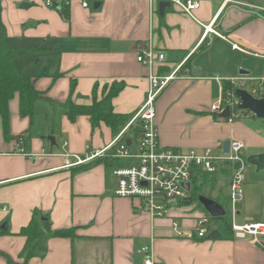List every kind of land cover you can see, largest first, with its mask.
Masks as SVG:
<instances>
[{
	"label": "crops",
	"instance_id": "obj_1",
	"mask_svg": "<svg viewBox=\"0 0 264 264\" xmlns=\"http://www.w3.org/2000/svg\"><path fill=\"white\" fill-rule=\"evenodd\" d=\"M0 1L17 70L56 103L37 101L32 121L21 116L16 94L9 104L10 139L0 117V233L5 232L0 234V264H9L8 259L24 264L21 254L28 239L19 233L35 213L41 226L48 220L53 231L72 229L75 236L40 240L44 253L28 264H143L145 246L162 264H264V237L258 243L210 235L197 239L199 218L209 214L202 204L176 202L168 217L153 219L140 200L116 196L113 170L129 162L99 158L66 168L65 155L101 151L117 134L103 123L93 128L86 116L71 121L61 107L73 81V100L85 105L92 103L96 87L101 96L105 85L118 82L124 89L113 101L115 112L132 117L145 102L151 73L137 57L150 47L166 57L158 73H171L184 63L156 102L162 147L210 148L220 156L226 141H239L247 159L264 154V119L245 111L249 118L229 123L210 111L225 81L237 89L247 86L249 92L264 79V0H199L192 16L173 0H98L87 8L82 0H66L69 23L57 10L63 1L54 7L44 0ZM161 2L171 4L163 15ZM23 3L34 5L20 8ZM209 26L214 32L206 34ZM19 137L25 139L27 155L19 153ZM232 177V169L223 163L215 174L197 172L193 186L202 185V196L227 211ZM244 177L238 221L264 224V171L249 164ZM174 221L185 238L177 237Z\"/></svg>",
	"mask_w": 264,
	"mask_h": 264
},
{
	"label": "built area",
	"instance_id": "obj_2",
	"mask_svg": "<svg viewBox=\"0 0 264 264\" xmlns=\"http://www.w3.org/2000/svg\"><path fill=\"white\" fill-rule=\"evenodd\" d=\"M57 1L45 0L48 7H54ZM98 1V0H95ZM186 14L191 15L200 7L199 0H173ZM84 8L88 7V0H82ZM209 31L214 32L209 26ZM241 50L237 45L233 46ZM137 60L151 70L149 75V90L144 104L130 118L126 126L116 135L114 140L103 150L89 152L86 156L65 155L66 168H77L89 164L96 159L106 158L116 161H129L127 166L114 168L113 174L117 179L115 194L121 198L137 199L141 201L142 210L153 219H162L169 216V206L176 202L188 200L193 192V178L197 172L215 174L221 164H227L233 171L230 185L229 209L226 215L231 222V230L236 239L251 238L258 243L264 237V224L238 221V204L244 197V163L240 169H235L238 162H243L240 153L245 145L239 141L231 142L229 154L217 155L212 149H175L162 147L159 142V133L155 124L156 102L162 92L178 78L183 70L184 63L173 72L161 74L156 68L163 66L166 57L163 52H157L148 47L141 51ZM249 93L257 99L264 100V79L257 80V84ZM241 101L236 92H228L211 106V113L221 121L232 123L236 119L249 118V114L240 110ZM230 108V117L222 118L221 114ZM138 129V131H135ZM138 132V133H137ZM140 138L137 150L134 148L135 138ZM128 140L131 141L128 144ZM19 153L27 155L24 151L25 139L18 141ZM190 184L188 191L184 184ZM173 230L178 238H185L186 234L179 223L174 221ZM220 224L210 214L199 218L195 237L199 240L207 238ZM219 231V230H218ZM143 264H162L149 246L141 250Z\"/></svg>",
	"mask_w": 264,
	"mask_h": 264
},
{
	"label": "trees",
	"instance_id": "obj_3",
	"mask_svg": "<svg viewBox=\"0 0 264 264\" xmlns=\"http://www.w3.org/2000/svg\"><path fill=\"white\" fill-rule=\"evenodd\" d=\"M63 0L62 5L58 10L62 19L69 23L71 20L70 6ZM33 3H23L20 8H29ZM17 52L14 51L7 42V29L2 19V6L0 1V117L2 119L4 135L7 139L11 138L10 134V101L19 94L20 98V114L22 117H29L32 121L35 119V103L44 99L50 104H56L53 100L44 97V94L39 92L35 87V80L29 76L21 74L16 66L15 59ZM76 89V83L71 84L70 97L64 104L67 117L71 121H75L80 116L89 117L93 128L99 127L102 123L107 125L113 132L118 134L128 123L131 116L118 114L115 112L113 101L124 89L123 83L115 82L111 85H105L102 88V94L99 96L98 87L95 88L92 95V103L78 104L73 100V95ZM237 87L231 81H225L222 95L226 96L228 92H236ZM138 131V129H135ZM138 133V132H137ZM19 137L17 140L19 141ZM204 188L202 185L195 184L192 195L188 200L181 201L186 205L201 204L199 197L203 195ZM227 208V206H226ZM228 210V208H227ZM218 224L224 239H233L234 235L231 230V222L227 216L213 218ZM1 232L0 234H4ZM28 239V245L23 250L21 257L24 258V264L35 256L44 253V248L40 247V240H45L49 237H72L75 236L74 230H59L53 231L48 220H45V226H41L37 214L33 215L28 226L24 227L19 233ZM9 264H13L8 259Z\"/></svg>",
	"mask_w": 264,
	"mask_h": 264
},
{
	"label": "water",
	"instance_id": "obj_4",
	"mask_svg": "<svg viewBox=\"0 0 264 264\" xmlns=\"http://www.w3.org/2000/svg\"><path fill=\"white\" fill-rule=\"evenodd\" d=\"M171 4L169 2H161L159 5V11L160 14L163 15L165 8L169 7ZM61 7V4H57V8L59 9ZM99 4L97 3L95 5V8H98ZM242 74L247 75V72H242ZM236 95L239 97L241 104L239 106L240 110L243 111H250L252 112L257 118L259 119H264V100L263 99H257L254 96H252L248 91L243 90V89H237ZM230 108L227 107L226 110L221 114L222 118H229L230 117ZM49 140L52 142L54 145L55 139L54 138H49ZM131 141L128 140V144H130ZM230 148H231V142L226 141L223 144V152L225 154L230 153ZM247 163L250 165H253L257 168V172L264 171V154H257V155H252L247 159ZM243 165V162H238L235 165V169H240ZM184 187L189 191L190 190V184L186 183L184 184ZM200 203L203 205L205 210L213 217V218H220L224 217L226 215V211L223 206L218 204L217 202L208 199L204 196L199 197ZM6 228V226H4ZM222 234L220 231L215 230L210 234L211 239H222Z\"/></svg>",
	"mask_w": 264,
	"mask_h": 264
},
{
	"label": "rangeland",
	"instance_id": "obj_5",
	"mask_svg": "<svg viewBox=\"0 0 264 264\" xmlns=\"http://www.w3.org/2000/svg\"><path fill=\"white\" fill-rule=\"evenodd\" d=\"M88 2H89V4L91 5V7H93L94 6V3L96 2L95 0H88ZM44 3H45V0H44ZM246 68H247V57H244V64H243ZM247 71V70H246ZM240 89H243V90H246L247 91V86H245V87H241ZM130 137L131 138H135L134 137V134L133 133H131L130 134ZM57 139H58V142H60V137L58 136L57 137ZM139 137L138 138H135V140H134V143H135V146H134V148L132 147V151H136L137 150V145H138V143H139ZM240 157H241V159L243 160V162H244V170L246 169V168H248V166H249V164L247 163V156L246 155H244L243 154V151L240 153ZM129 161H124L123 160V162H121V163H123L124 165H126L127 163H128ZM193 190H194V187H193ZM191 195H192V192H191ZM189 207H191V206H189ZM178 209V208H177Z\"/></svg>",
	"mask_w": 264,
	"mask_h": 264
}]
</instances>
